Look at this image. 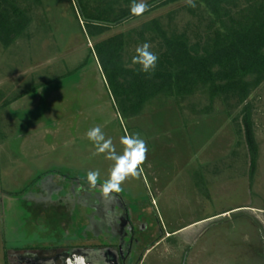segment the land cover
<instances>
[{"label": "rangeland", "instance_id": "obj_1", "mask_svg": "<svg viewBox=\"0 0 264 264\" xmlns=\"http://www.w3.org/2000/svg\"><path fill=\"white\" fill-rule=\"evenodd\" d=\"M131 1L17 0L18 5L29 9L32 20L13 44L4 46L0 42V259L4 260L3 246L11 250L45 243L52 249L67 241L83 245L103 242L100 212L88 205L98 199L88 193L97 190L87 192L85 185L73 190V184L65 183L61 197L54 195L53 199L11 195L52 166L74 169L72 173L80 171L86 176L89 171L98 170L97 181L103 183L113 162L104 154H95L86 135L89 129L99 126L106 138L112 139L117 153H122L121 136L139 134L146 141L147 159L141 175L130 177L121 185L122 189H130L138 201L146 198L150 202L149 211L147 205L138 208V214L144 216L138 224L147 221L145 215L149 213L170 231L196 222L194 227L183 228L184 232L171 242H162L151 250L144 264H182L188 247L186 264H264V83L233 109L221 96L212 98L205 89L184 99L156 94L145 103L148 111L172 108L171 114V110L181 109L189 123L197 124L184 127L189 143L195 149L194 145L212 138L215 142L207 155H218L207 165L180 163L183 160L176 159L180 153L186 158L194 155V149H181L180 126L172 117L170 124L177 139L170 136V142L176 141L165 149V159L154 160L160 182H171V186L158 199L155 174L148 163L154 158L151 154L163 151L155 152L157 143L168 142L162 140L161 128L154 121L163 116L145 111L137 117L123 113L101 69L95 46L101 40L123 34L124 60L127 66L134 67L132 57L137 46L149 43L151 50L159 54L160 42L151 37L154 33L147 32L144 37L140 33L146 22L160 19L170 34L185 31L194 42L205 34L209 18L201 0H192L194 12L188 0H179L127 20L95 38L88 35L84 11H119ZM247 103L252 106L249 114L257 143L254 165L247 141L236 127L243 122ZM204 124L212 128L217 125L212 137V129L201 130ZM41 150L45 152L39 154ZM36 152L38 155H33ZM224 156L229 158L225 160ZM207 172L217 176L215 181L231 184L220 185L212 192L211 187V195L205 197L212 182ZM187 179H192L197 188L188 186ZM70 181L69 178L67 182ZM36 189L42 191L43 185ZM40 193L46 195L48 191ZM151 197L157 198L155 204ZM227 209L231 210L221 213Z\"/></svg>", "mask_w": 264, "mask_h": 264}, {"label": "trees", "instance_id": "obj_2", "mask_svg": "<svg viewBox=\"0 0 264 264\" xmlns=\"http://www.w3.org/2000/svg\"><path fill=\"white\" fill-rule=\"evenodd\" d=\"M179 0H151L142 15L131 12L133 0L127 7L83 12L85 27L92 38L100 36L119 24L141 17ZM209 21L206 32L192 42L184 32L170 34L160 19L146 22L140 32H153L160 42L158 63L154 73L129 67L124 60L126 39L118 34L96 43L95 51L101 69L113 89L126 116H135L154 95L181 97L205 89L210 97L221 98L230 108L247 101L252 92L264 83V0H201ZM194 12V7L189 5ZM86 8V7H85ZM201 8V7H200ZM32 20L29 9L17 0H0V42L13 44ZM235 104H231L232 101ZM252 106H244L243 122L236 124L243 134L251 157L256 161L257 143L252 129Z\"/></svg>", "mask_w": 264, "mask_h": 264}, {"label": "flooded vegetation", "instance_id": "obj_3", "mask_svg": "<svg viewBox=\"0 0 264 264\" xmlns=\"http://www.w3.org/2000/svg\"><path fill=\"white\" fill-rule=\"evenodd\" d=\"M72 170L74 169L52 166L44 172H39V176L32 183L22 187L19 193L12 192L11 195L20 198L26 196L31 199L34 197L47 200L53 199L54 195L61 197L65 183L73 184V190H76V186L79 188L81 185L87 187V192L89 189L97 190L96 193H88V196L98 197L97 200L93 199L88 205L93 211L100 212L104 229L103 242L94 245H83L67 241V243L63 245L61 243L58 247L52 249L47 247L45 243H43V246L38 247L11 249L7 252L6 257L9 264H36V259L32 257H19V254L26 253L37 254L41 258H45L46 261L43 264H83L79 257L66 255L67 252L78 249L84 252L93 249L103 250L109 264H144L146 256L151 250L156 249L162 242H171V239L179 234L183 228H187L186 226L170 231L164 225H161L162 221L153 219L154 216L150 213L145 215L148 218V220L145 218L147 221L138 224V220L144 217L142 213L138 214V208L147 205L148 211L150 209V202L146 201V198L143 202L142 200L138 201L135 199L133 192L126 188L118 193H111L108 198H105L101 192L102 182L97 181L96 187H92L84 173L80 171L72 173ZM69 178L71 181L67 182ZM37 185H43L40 192L47 190L48 193L43 195L44 193L37 191ZM151 202L156 203L155 197H151ZM143 243L146 244L145 248H142ZM189 249L190 247L184 250L182 264H186V259L190 253ZM62 254H65V258L62 257Z\"/></svg>", "mask_w": 264, "mask_h": 264}, {"label": "clouds", "instance_id": "obj_4", "mask_svg": "<svg viewBox=\"0 0 264 264\" xmlns=\"http://www.w3.org/2000/svg\"><path fill=\"white\" fill-rule=\"evenodd\" d=\"M188 3L194 7L192 0ZM148 4L144 0H133L131 12L134 15H142L148 10ZM158 55L151 50L149 43H143L135 49V55L132 57V64L139 65L140 71L146 74L155 72ZM87 138L95 147V154H104L107 160L113 162L108 179L102 186L101 192L105 198L111 193L122 191L121 185L130 177L139 178L143 169L142 165L147 159L146 141L139 134H126L120 137L122 153H117L116 147L111 138H106L104 132L99 126L88 130ZM100 177L98 170L87 173V181L92 187H96L97 180Z\"/></svg>", "mask_w": 264, "mask_h": 264}, {"label": "crops", "instance_id": "obj_5", "mask_svg": "<svg viewBox=\"0 0 264 264\" xmlns=\"http://www.w3.org/2000/svg\"><path fill=\"white\" fill-rule=\"evenodd\" d=\"M170 98H174L175 99V97H167V99H170ZM170 109H172V108H164V107H159L158 108L157 107V109H151V111H148L147 109L143 108V110L141 111V113H139V114H137V115L134 116V117H137L138 115H141L144 111H145V114H147V112H150V113L152 112L153 114L157 113L158 116H163L162 118L159 117L158 119H156L154 121H155L157 127H160L161 128L162 136H164L162 138V140H164V141L165 140L166 141L168 140V142H163V143L162 142H158L157 143V145L155 146L156 147V149H155L156 151L155 152L157 153L158 150H163V151L160 152L157 155L156 154H151V155H154V158L152 159V161H149V163H148V168L151 169V170H153V175L155 174L154 175V181L156 182V187H155L156 189L155 190L157 191L156 192V195H157L156 197H158V199H159L160 196L165 195L166 194V190L171 186V182H169V183H167V182L161 183L160 182V177L157 175L158 173L156 171L158 169L157 162H154V160H156V159H160V160L165 159L166 153H167L165 151V149H168V148L170 149L171 148L170 145L172 143H175L174 141H176V140H174V141L170 142L171 140H169L171 137L172 138L173 137L176 138V133L172 132L174 128L170 124L171 123L170 121H171V118L172 117L175 119V121H177V127L180 126L178 129H180V131H181V133H180L181 134V137L180 138L178 137V139L180 140V142H182L181 145H180L181 146V149L182 148L183 149L184 148L189 149L191 146L194 149L193 145H191L189 143V141H188L189 139H188V137H186V134L184 133L183 130H184V127L185 126L187 128V126H194V125H197V124H194V123L191 124V123H189L188 122V119L186 120L185 119L186 117L184 118V116H183L184 113L181 111V109H179V108L178 109H175L176 111H174V110L172 111L171 110V114L169 113L170 112L169 111ZM177 116H179V118ZM155 123L153 122V126L154 127L156 126ZM202 129H212V131L210 132V133H212L211 134V137H212V135L217 130V125H215L213 128L210 127V126H208V125H205L204 128H201V130ZM151 132H152L153 135H156L157 138L160 137V135L158 134V132L157 133L154 132V131H151ZM188 135H189V133H188ZM180 142H178V143H180ZM214 142H215V140H213L212 138H209V139L208 138L207 139L205 138L203 140V142H202L201 145H194V146H196L195 149L193 150L194 151V155L186 156V158H185V156L183 155V153H180V155L178 154L179 157H177L176 159L183 160L182 162H180L178 160V162H180V163H184V164L190 163V165L194 164L195 162H197V164H199L200 166L201 165L210 164V163L214 162L216 160V158L218 157V155L217 156H215V155L214 156H208L207 155L208 154L207 152L209 151L208 150L209 146L211 144L213 145ZM152 149L154 150V147H152ZM42 152H45V151L44 150H41V151H39V154L42 153ZM210 152L211 153L212 152L215 153L214 151H210ZM34 154L35 155H38V152L33 153V155ZM220 157H222V156H220ZM225 158H229V157L228 156H224V159ZM228 164H230V163H228ZM155 167H157V168H155ZM209 172H207L206 175L209 178V180H211L212 182H211V184H209V187L207 188L208 192L204 195L205 197L206 196H210L211 195V192L214 191L215 188H219L220 185H225L226 186L227 183L231 184L229 181H227V183L225 184L223 181H220L221 179L219 181H215V179H216L215 177H217V176H214L213 174H211ZM211 175H213L214 177H212ZM227 178H230V176L227 177ZM187 181H188V184H187L188 186H193L195 189L197 188V185H195L194 183L193 184L191 183L192 182V179H190V182H189L188 179H187ZM211 187L213 188V190H211V192H210L209 190L211 189ZM155 201H157V198H155ZM240 207H244V205L243 206H240ZM238 208L239 207H236L234 209H238ZM229 210H231V209L223 210L221 213H226ZM195 223L196 222H192V223H190L188 225H185V226H180V227L178 226V227H176V229H180V228H183V227H186V226H187V228L194 227ZM181 232H184V231H180V233ZM2 244H4V242H2ZM8 251L9 250H6L5 246L2 247V253H3L2 256H3L4 260L0 259L1 264H9L8 261H7V259H6L7 252Z\"/></svg>", "mask_w": 264, "mask_h": 264}, {"label": "water", "instance_id": "obj_6", "mask_svg": "<svg viewBox=\"0 0 264 264\" xmlns=\"http://www.w3.org/2000/svg\"><path fill=\"white\" fill-rule=\"evenodd\" d=\"M73 255L77 256L81 259L83 264H109L108 263V258L105 255V252L103 250H89V251H82V250H73L71 252H67L66 255ZM63 255V256H62ZM59 256H62L65 258V254H62ZM19 257H32L33 259H36V264H43L46 259L39 257L37 254L33 253H26V254H19Z\"/></svg>", "mask_w": 264, "mask_h": 264}]
</instances>
